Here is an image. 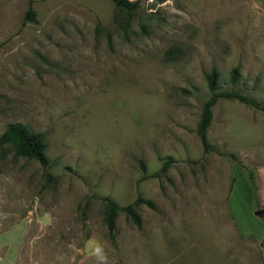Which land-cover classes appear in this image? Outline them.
Segmentation results:
<instances>
[{
	"label": "rangeland",
	"instance_id": "obj_1",
	"mask_svg": "<svg viewBox=\"0 0 264 264\" xmlns=\"http://www.w3.org/2000/svg\"><path fill=\"white\" fill-rule=\"evenodd\" d=\"M212 69L264 103V0H0V134L24 124L49 158L0 148V264H262L264 109L220 98L205 152ZM138 195L155 208L111 238L102 198Z\"/></svg>",
	"mask_w": 264,
	"mask_h": 264
},
{
	"label": "trees",
	"instance_id": "obj_2",
	"mask_svg": "<svg viewBox=\"0 0 264 264\" xmlns=\"http://www.w3.org/2000/svg\"><path fill=\"white\" fill-rule=\"evenodd\" d=\"M115 6L125 11L128 15L137 11L140 0H111ZM26 21H36V12L30 5L25 13L24 23ZM116 23L121 26V20L115 15ZM128 22L126 25L128 26ZM126 28V27H124ZM173 49L168 50V54L173 53ZM171 57H174L171 55ZM207 85L210 95L204 103L201 111L200 121L197 126V134L200 138L201 144L205 152L214 150L215 148L209 143L207 138V130L210 126L213 118L212 108L220 98L237 99L245 104L252 105L258 108L264 109V103L261 101L241 94L236 91H219L218 90V72L216 69H212L206 76ZM230 79L232 82H236L239 79V70L237 67L231 71ZM10 146L17 155L25 156L30 159L38 161L42 167L47 168L49 166V158L46 154V144L43 139V135L39 132H34L26 125L21 123H11L0 134V148ZM168 163V162H167ZM167 163L164 164L162 170H166ZM144 167V166H143ZM249 179L253 182V173H247ZM44 178L47 183H51L54 180V176L50 172H44ZM102 200L105 202V220L107 223L108 231L111 238H114L116 232V218L120 211L125 212L127 217L138 226L142 225V217L139 214L137 207L141 204H145L150 208H155V204L152 200L138 195L134 202L120 206L115 200L110 197H104ZM263 245V244H262Z\"/></svg>",
	"mask_w": 264,
	"mask_h": 264
},
{
	"label": "crops",
	"instance_id": "obj_3",
	"mask_svg": "<svg viewBox=\"0 0 264 264\" xmlns=\"http://www.w3.org/2000/svg\"><path fill=\"white\" fill-rule=\"evenodd\" d=\"M232 213H233V212H232ZM232 217H233V221H234L235 224L237 225L238 230H239L240 233H242L244 236L252 235V233H251L250 231H243V230H241V229L239 228V226H238V223H237V221H236V219H235L234 214H232ZM261 257H262V264H264V246H262V248H261ZM15 264H16V261H15ZM30 264H33V263H30Z\"/></svg>",
	"mask_w": 264,
	"mask_h": 264
},
{
	"label": "water",
	"instance_id": "obj_4",
	"mask_svg": "<svg viewBox=\"0 0 264 264\" xmlns=\"http://www.w3.org/2000/svg\"><path fill=\"white\" fill-rule=\"evenodd\" d=\"M255 214H256L257 216H260V217L264 216V208L257 209V210L255 211Z\"/></svg>",
	"mask_w": 264,
	"mask_h": 264
}]
</instances>
